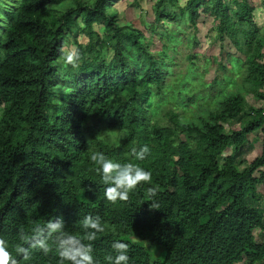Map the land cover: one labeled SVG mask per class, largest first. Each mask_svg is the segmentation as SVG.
I'll list each match as a JSON object with an SVG mask.
<instances>
[{
    "label": "trees",
    "instance_id": "1",
    "mask_svg": "<svg viewBox=\"0 0 264 264\" xmlns=\"http://www.w3.org/2000/svg\"><path fill=\"white\" fill-rule=\"evenodd\" d=\"M61 1L21 0L15 11H5L0 34V237L8 250L19 264H59L54 238L45 254L21 241V230L31 237L37 225L59 217L67 233L79 236L83 218L99 215L105 231L91 242L98 264H108L117 240L129 244V264L264 262V191L258 190L264 187V138L253 159L237 156L253 133L264 134V105L246 100L251 93L264 101V30L253 0H186L181 17L195 26L207 5L218 40L230 41L244 72L239 87L214 107L198 102L191 118L170 108L165 125L148 105L162 91L166 69L142 32L118 23L108 10L111 0H73L60 11ZM165 2L176 0H157V20L177 16L161 8ZM93 25H103V34ZM68 35L80 52L78 67L60 63ZM108 46L113 53L106 60L100 52ZM108 129L123 134L110 141ZM144 145L150 152L137 159L132 150ZM93 151L138 164L152 173L151 184H139L127 202H108L89 159ZM156 185L152 199L159 208L151 209L146 189ZM18 244L28 248L29 260L17 256Z\"/></svg>",
    "mask_w": 264,
    "mask_h": 264
},
{
    "label": "rangeland",
    "instance_id": "2",
    "mask_svg": "<svg viewBox=\"0 0 264 264\" xmlns=\"http://www.w3.org/2000/svg\"><path fill=\"white\" fill-rule=\"evenodd\" d=\"M21 0H0V34L8 23L5 11L16 10ZM92 2L93 0H84ZM157 0H111L109 11H115L118 23L122 27L140 30L143 34L141 39L147 45L154 56V60L163 64L166 76L163 81L162 91L154 95L148 105L151 116L159 119V124L169 123L165 111L173 108L185 118H191L194 108L198 102L203 107H214L221 95L228 91L236 90L242 82L244 65L242 56L225 39L218 40L216 34L215 16L209 11L203 10L201 6L196 25L192 26L188 20L181 17V10L186 0H176L175 4L165 2L161 8H168L170 12L177 13L174 19L160 17L156 19L155 4ZM255 4V21L261 31L264 30V0H253ZM74 2L63 0L55 7L60 11L67 9ZM95 31L101 35L104 32L103 25H93ZM86 35L81 32L78 40L84 44ZM69 48L75 47L74 37H65V45ZM230 57H226L227 53ZM102 57L109 60L113 49L108 46L100 52ZM220 62L227 66L224 70ZM62 67H67L63 59H60ZM201 93L202 96H197ZM193 97L194 102L188 100ZM246 100L254 106L264 105L251 93H246ZM247 119H245L246 121ZM231 128H237L238 122H232ZM108 140L119 139L123 132L119 129H108ZM262 133H253L250 143L244 145L237 155L238 158L251 160L260 153ZM228 151H226L227 153ZM264 191V187L258 188ZM257 241L263 237L255 231ZM238 264H243L238 263ZM256 264H264L257 262Z\"/></svg>",
    "mask_w": 264,
    "mask_h": 264
},
{
    "label": "clouds",
    "instance_id": "3",
    "mask_svg": "<svg viewBox=\"0 0 264 264\" xmlns=\"http://www.w3.org/2000/svg\"><path fill=\"white\" fill-rule=\"evenodd\" d=\"M62 59L66 65L78 67L80 59L79 49L67 46L60 49ZM133 154L137 159H144L149 154L150 149L147 145L142 146L139 151L133 149ZM90 161L96 165L95 171L101 177L102 183L105 185V199L115 204L118 201L127 202L130 193L137 188L139 184L152 182V173L145 170L138 164L128 162L119 163L108 158L104 153L93 151L89 156ZM159 191V186H153L146 189L148 200L151 203V209H158V203L152 199ZM64 220L55 218L49 220L47 224L37 225L33 229L31 237L20 232V240L29 244L30 247L39 248L45 254L51 251L49 238H54L57 245L59 264L69 261L70 264H98L93 256L92 243L97 239V233L104 232L105 226L101 222L99 215H86L82 222V235L69 234L64 230ZM87 241V243H85ZM115 255H107L105 260L108 264H129V244L124 241H113L111 245ZM15 252L17 256L24 260L30 259L28 248L21 244L16 245ZM0 264H19V260L8 250L7 242L0 237Z\"/></svg>",
    "mask_w": 264,
    "mask_h": 264
}]
</instances>
